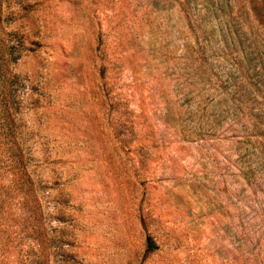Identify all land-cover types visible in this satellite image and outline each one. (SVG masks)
I'll list each match as a JSON object with an SVG mask.
<instances>
[{
    "label": "rangeland",
    "instance_id": "374dc122",
    "mask_svg": "<svg viewBox=\"0 0 264 264\" xmlns=\"http://www.w3.org/2000/svg\"><path fill=\"white\" fill-rule=\"evenodd\" d=\"M0 264H264V0H0Z\"/></svg>",
    "mask_w": 264,
    "mask_h": 264
}]
</instances>
